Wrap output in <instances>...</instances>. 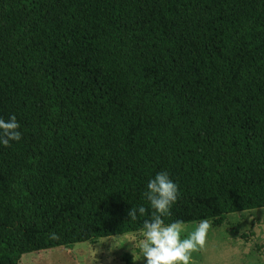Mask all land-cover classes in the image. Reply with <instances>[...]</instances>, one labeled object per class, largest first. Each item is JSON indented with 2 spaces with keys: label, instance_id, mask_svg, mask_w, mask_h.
<instances>
[{
  "label": "trees",
  "instance_id": "1",
  "mask_svg": "<svg viewBox=\"0 0 264 264\" xmlns=\"http://www.w3.org/2000/svg\"><path fill=\"white\" fill-rule=\"evenodd\" d=\"M9 116L0 264L141 232L162 170L179 189L165 224L262 208L264 0H0Z\"/></svg>",
  "mask_w": 264,
  "mask_h": 264
},
{
  "label": "rangeland",
  "instance_id": "2",
  "mask_svg": "<svg viewBox=\"0 0 264 264\" xmlns=\"http://www.w3.org/2000/svg\"><path fill=\"white\" fill-rule=\"evenodd\" d=\"M199 221L183 224L181 236ZM203 246L190 253L189 264H264V207L229 213L222 224L208 219ZM141 232L76 242L24 253L20 264H145L138 247Z\"/></svg>",
  "mask_w": 264,
  "mask_h": 264
},
{
  "label": "clouds",
  "instance_id": "3",
  "mask_svg": "<svg viewBox=\"0 0 264 264\" xmlns=\"http://www.w3.org/2000/svg\"><path fill=\"white\" fill-rule=\"evenodd\" d=\"M20 125L15 116L0 118V145L8 146L21 139ZM144 197L153 210L151 219L142 224L138 247L145 264H189L190 253L197 246H203L204 236L209 227L207 219H201L194 229L181 236L183 221L175 220L165 224L162 217L170 214L171 207L179 195L178 185L167 171L156 172L148 179ZM146 213L144 205L131 206L127 215L136 220L138 214Z\"/></svg>",
  "mask_w": 264,
  "mask_h": 264
}]
</instances>
